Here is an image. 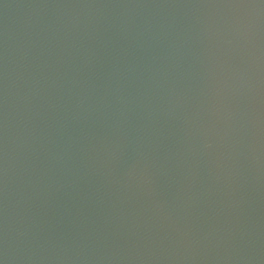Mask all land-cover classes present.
Instances as JSON below:
<instances>
[{
	"label": "water",
	"instance_id": "obj_1",
	"mask_svg": "<svg viewBox=\"0 0 264 264\" xmlns=\"http://www.w3.org/2000/svg\"><path fill=\"white\" fill-rule=\"evenodd\" d=\"M3 264H264V0H0Z\"/></svg>",
	"mask_w": 264,
	"mask_h": 264
},
{
	"label": "snow or ice",
	"instance_id": "obj_2",
	"mask_svg": "<svg viewBox=\"0 0 264 264\" xmlns=\"http://www.w3.org/2000/svg\"><path fill=\"white\" fill-rule=\"evenodd\" d=\"M0 264H3V261H0Z\"/></svg>",
	"mask_w": 264,
	"mask_h": 264
}]
</instances>
